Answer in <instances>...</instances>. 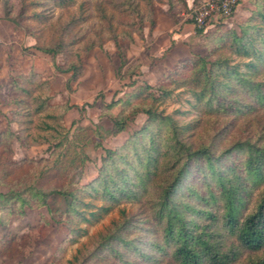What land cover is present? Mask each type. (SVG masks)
<instances>
[{
  "label": "trees",
  "instance_id": "trees-1",
  "mask_svg": "<svg viewBox=\"0 0 264 264\" xmlns=\"http://www.w3.org/2000/svg\"><path fill=\"white\" fill-rule=\"evenodd\" d=\"M186 1L168 0V14L176 19L174 10ZM161 2L6 0L8 15L26 25L39 51L54 62L64 56L66 65L57 69L72 80L82 74L83 60L93 49L114 41L121 51V39H144L143 27L156 26L153 7ZM74 7L76 12L56 15L58 9ZM214 43L206 56L177 64L154 87H138L123 103L112 118L110 136L124 133L140 114L147 120L124 146L105 150L98 176L87 185L67 180L89 161L86 148L95 140L94 130L79 126L63 153L59 142L49 159L18 162L13 160L14 134H1L0 184L8 188L1 194L2 212L47 206L54 195L63 196L69 246L86 234L78 224L90 221L85 210L97 202L104 214L127 204L136 208L122 209L120 218L70 264H244L245 253L255 256L245 264H264V0L255 1L239 30L215 34ZM234 57L246 60L245 70L232 64ZM22 78V84L6 86V96L17 107L23 140L34 145L41 142L27 134L28 109L35 106L38 114L51 106ZM181 89L194 96L200 114L184 126L157 107ZM20 249L16 238H5L0 259H12Z\"/></svg>",
  "mask_w": 264,
  "mask_h": 264
},
{
  "label": "rangeland",
  "instance_id": "rangeland-1",
  "mask_svg": "<svg viewBox=\"0 0 264 264\" xmlns=\"http://www.w3.org/2000/svg\"><path fill=\"white\" fill-rule=\"evenodd\" d=\"M191 1L187 0V5H179L174 10L176 19L168 14V0L156 3L153 7L156 26L152 28L150 23L144 25V39L137 35L133 41L121 39V51L114 41L93 49L83 60L82 74L72 80L71 74L57 69V66L66 65L64 56L59 55L54 62L49 55L39 51L36 38L27 33L26 25L19 23L18 17L8 15L6 0H0V135L9 131L14 134L13 160L49 159L59 142L64 143L61 151L64 152L77 127L90 128L96 134L95 140L89 141L86 148L89 161L69 176L67 184L87 185L94 180L102 166L105 150L124 146L147 120L145 114H140L124 133L110 136L112 118L120 113L123 103L130 99L138 87L145 84L154 87L177 64L195 56H206L215 44V34L239 30V24L251 17L257 0H240L229 20L212 25L203 34L197 33L196 26L188 17ZM69 12H76V7L62 11L58 9L56 15H68ZM123 59L126 61L125 66L121 65ZM232 62L240 64L245 70L243 63L246 60L234 57ZM22 77L29 79L27 83L34 95H45L51 106L38 114H34L35 106L30 105L28 109L32 121L27 134L34 139L33 142H41L34 145L23 140L25 135L14 115L17 107L10 104L12 99L6 96V86L14 81L22 84ZM113 102L121 103L112 110L106 109ZM196 104L194 96L181 89L157 107L184 126L200 117L195 110ZM65 106L71 109L64 111L55 108ZM7 192L8 188L0 184V204L1 194ZM101 206L102 203L97 202L92 209L85 210L90 221L78 226L86 234L69 246L65 243L69 229L65 214L67 202L63 196L54 195L48 200V205L43 207L17 208L4 213L0 207V218H3V222H0V241L16 238L21 248L14 258L0 259V264H70L78 251L91 243L93 237L120 218L122 209L128 212L136 210L127 204L104 214L99 211ZM254 257L253 254L245 253L241 261L245 264Z\"/></svg>",
  "mask_w": 264,
  "mask_h": 264
},
{
  "label": "built area",
  "instance_id": "built-area-1",
  "mask_svg": "<svg viewBox=\"0 0 264 264\" xmlns=\"http://www.w3.org/2000/svg\"><path fill=\"white\" fill-rule=\"evenodd\" d=\"M240 0H192L188 17L199 29L206 30L212 25L229 20Z\"/></svg>",
  "mask_w": 264,
  "mask_h": 264
}]
</instances>
